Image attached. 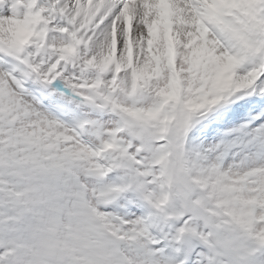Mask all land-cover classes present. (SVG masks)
Instances as JSON below:
<instances>
[{
  "label": "snow or ice",
  "instance_id": "obj_1",
  "mask_svg": "<svg viewBox=\"0 0 264 264\" xmlns=\"http://www.w3.org/2000/svg\"><path fill=\"white\" fill-rule=\"evenodd\" d=\"M0 264H264V0H0Z\"/></svg>",
  "mask_w": 264,
  "mask_h": 264
}]
</instances>
